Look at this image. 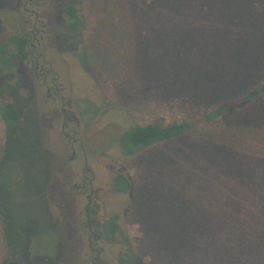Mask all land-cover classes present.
I'll use <instances>...</instances> for the list:
<instances>
[{
	"label": "rangeland",
	"instance_id": "obj_1",
	"mask_svg": "<svg viewBox=\"0 0 264 264\" xmlns=\"http://www.w3.org/2000/svg\"><path fill=\"white\" fill-rule=\"evenodd\" d=\"M144 2L33 0L28 4L37 14L36 28L46 31L35 55L41 53L39 62L51 74L43 83L30 65H0V85L9 87L22 117L12 127L0 122V264H82L91 255L83 235L86 202L80 196L83 180L90 177L83 171L85 161L94 175L97 220L104 223L117 216L115 242L96 245L102 249V264H151L150 248L164 241L161 229L167 217L177 218L167 213L170 203L165 193L175 191L178 174L186 170L180 164L175 167L174 183L163 174L168 171L162 168L161 158L171 146L124 157L115 145L116 137L131 126L160 118L179 121L222 102H212L218 100V92L209 91L210 86L202 90L205 97L199 109L190 102L160 101L167 63L156 53L160 39L155 37L157 48L151 51L128 33L134 25L144 31L143 20L135 19L142 14L138 7L144 5L146 10L151 0ZM25 3L0 0V37L32 30L35 16L24 11ZM69 5L78 11L76 30L68 28L64 14ZM150 71L156 74L153 84ZM52 77L61 89L64 108L77 119L64 132L59 100L52 102L46 96L45 84ZM65 133H70L71 144ZM71 146L76 150L74 159H70ZM121 173L133 182L127 194L115 193L112 187L113 177ZM178 192L192 197L187 187H179ZM179 204L178 200L171 211L176 212ZM202 238L207 243L209 234ZM190 246L191 264H209V259H196L194 236ZM261 260L247 259L250 264H264Z\"/></svg>",
	"mask_w": 264,
	"mask_h": 264
},
{
	"label": "trees",
	"instance_id": "obj_2",
	"mask_svg": "<svg viewBox=\"0 0 264 264\" xmlns=\"http://www.w3.org/2000/svg\"><path fill=\"white\" fill-rule=\"evenodd\" d=\"M144 8L138 7L142 14L135 19L143 20L145 32L134 25L128 33L151 51L157 48L155 37L160 39L156 53L167 61L160 101L190 102L199 109L202 90L210 86L209 91L218 92L212 102H222L179 121L160 118L131 126L116 137L124 157L171 146L161 162L173 183L175 167L186 170L176 185L187 187L192 197L180 194L178 186L165 193L167 213L177 218L167 217L161 229L164 241L150 248L151 264H191L193 236L199 262L250 264L248 257L264 262V0H151ZM64 14L68 28H79L75 6L65 7ZM27 51L24 35L0 37V65L26 60ZM155 78L150 71L151 84ZM7 88L0 85L5 128L22 118ZM112 187L127 194L133 182L121 173L113 177ZM178 200L181 205L172 212ZM116 221L113 216L103 224L104 238L111 243Z\"/></svg>",
	"mask_w": 264,
	"mask_h": 264
},
{
	"label": "flooded vegetation",
	"instance_id": "obj_3",
	"mask_svg": "<svg viewBox=\"0 0 264 264\" xmlns=\"http://www.w3.org/2000/svg\"><path fill=\"white\" fill-rule=\"evenodd\" d=\"M32 2L33 0H27V3H25L24 5L25 12L29 11L30 13L34 14L35 22L32 30H30L28 34L24 35L26 37L28 51L26 53V60L22 61V63L30 65L33 68L34 75L37 78H40L43 83H46L47 81L46 78L51 74V72L49 70L45 71V67L40 64L39 58H42L41 53L38 52V54L35 55V52L40 47L45 37L46 31L38 30L36 28L38 22L37 14L33 10H29L27 8L28 4ZM32 41H34L35 43H32ZM55 81H56L55 78L53 77L50 78L49 84H45L46 87L45 91L47 98L50 99L52 102H57L59 100L58 102L60 104V111L64 115L63 126H62V132H64L68 128L69 123L77 122V119L72 113H70L64 108L63 98L60 95L61 89L58 88L57 85H55ZM76 125L78 126V123H76ZM64 135L69 139V143L71 144L72 137L70 136V133H65ZM71 152L72 155L70 159H74L75 158L74 156H76V150L73 148V146H71ZM81 155L84 157V159H86V152L83 149L81 150ZM86 165L87 162L85 161L83 166L84 167L83 171L86 173L88 172L87 174H89L90 177L88 178V180L87 179L83 180V183L80 186V190H81L80 196L81 197L84 196L86 202V205H84V209H83V214L85 216V221L83 224L85 231L83 232V235L88 240L87 247L91 255L88 258L84 259L82 264H102L100 259L102 249L101 248L98 249L96 245L106 240L103 234L104 223H100L96 218L99 212V207L93 199L94 189L92 185L94 182V175L89 171L88 168H86ZM78 188H79L78 186L76 185L74 186V189H78ZM86 192H88L87 195ZM72 195L76 198L75 193Z\"/></svg>",
	"mask_w": 264,
	"mask_h": 264
}]
</instances>
